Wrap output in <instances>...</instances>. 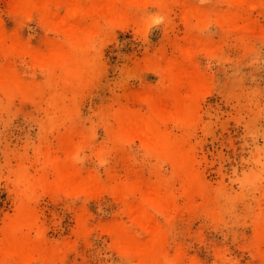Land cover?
<instances>
[{
    "label": "rangeland",
    "instance_id": "374dc122",
    "mask_svg": "<svg viewBox=\"0 0 264 264\" xmlns=\"http://www.w3.org/2000/svg\"><path fill=\"white\" fill-rule=\"evenodd\" d=\"M16 1L0 0L4 19ZM183 1L190 9L216 6L215 0ZM259 3L246 43L227 34L215 18L204 27L196 20L186 23L183 6L133 10L136 23L124 28L101 23L89 66L76 83L44 82L26 60H15L16 68L44 88L34 99L14 97L0 104V244L5 223L25 203L39 229L30 236L39 233L46 245L64 250L61 259L26 264H135L105 232L108 223L133 228L123 203L108 192L66 196L39 190L30 197L24 179L42 173L45 154L84 140L75 162L104 184L135 183L143 190L169 180V165L139 141L120 143L115 119L118 113L147 112L145 98L170 104L163 67L194 48L195 68L209 84L190 135L202 191L189 203L180 197L179 210L156 220L167 232L170 255L178 254L172 264H252L251 244L264 222V0ZM24 35L37 41L42 33L30 21ZM202 47L212 53L204 54ZM190 93L185 91L183 100ZM169 130L181 134L175 125ZM173 185L179 196L180 185Z\"/></svg>",
    "mask_w": 264,
    "mask_h": 264
},
{
    "label": "bare ground",
    "instance_id": "6f19581e",
    "mask_svg": "<svg viewBox=\"0 0 264 264\" xmlns=\"http://www.w3.org/2000/svg\"><path fill=\"white\" fill-rule=\"evenodd\" d=\"M215 1L216 6L207 10L190 9L183 0H17L7 19L0 15V104L14 97L34 99L42 95L44 83L16 68L15 60H26L32 69L39 71L44 82L80 81L89 66L91 46L102 33L101 23L105 22L111 30L124 28L136 23L133 10L153 7L168 12L183 6L186 23L196 20L204 27L215 18L227 34H235L246 43L251 14L261 8L259 0ZM30 21L42 33L37 41L24 35ZM201 51L212 53L208 47H202ZM197 52L186 48L179 61L168 62L163 67V84L173 97L170 104L158 106L151 98H145L147 112L118 113L115 119V136L120 143L139 141L148 153L169 165V180L143 190L135 183L104 184L97 175L84 174L75 162L76 153L84 144V140H79L72 145L65 143L58 154L44 155L42 173L30 180L24 179L30 197L39 190L66 196H96L108 192L128 208L132 226L138 230L105 225V232L128 260L135 264H172L179 258L178 254L170 255L167 232L156 218L179 210L180 197L189 203L202 191L190 135L199 122L198 104L209 84L193 63ZM185 91L191 92L187 100H183ZM171 125L181 131L179 136L169 130ZM174 182L180 185L179 196ZM38 230L35 213L22 203L18 216L7 221L2 230L0 264L61 259L64 256L61 247L46 245L39 233L35 238L30 236ZM250 250L252 264H264V222L257 227Z\"/></svg>",
    "mask_w": 264,
    "mask_h": 264
}]
</instances>
